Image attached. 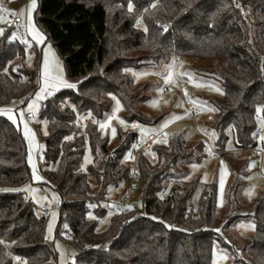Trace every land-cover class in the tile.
<instances>
[{"label": "trees", "instance_id": "1", "mask_svg": "<svg viewBox=\"0 0 264 264\" xmlns=\"http://www.w3.org/2000/svg\"><path fill=\"white\" fill-rule=\"evenodd\" d=\"M35 21L77 84L46 98L40 113L47 121L40 170L61 199L57 236L76 250L69 264H217V186L190 176L188 166L202 160L204 145L189 146L181 132L142 150L136 190L141 201L125 213L116 211L99 230L106 210L95 207L98 217L89 218L90 204L104 199L111 185L125 182L128 189L132 170L123 160L138 140L136 132L121 135L110 149L99 123L111 109L109 94L119 97L125 119L137 126L157 123L160 118L136 107L129 69L171 55L204 58L218 70L225 62L217 144L225 145L224 130L231 126L239 148H254L258 106L264 119V0H38ZM14 28L11 23L0 38V264H57V250L46 240L47 214L24 188L32 179L26 139L4 113L27 103L41 82L40 52L36 47V65L27 68V44L9 38ZM88 149L92 162L84 166ZM90 176L100 186L96 194ZM235 195L231 202L238 201ZM252 216L251 259L228 264H264V194Z\"/></svg>", "mask_w": 264, "mask_h": 264}, {"label": "rangeland", "instance_id": "2", "mask_svg": "<svg viewBox=\"0 0 264 264\" xmlns=\"http://www.w3.org/2000/svg\"><path fill=\"white\" fill-rule=\"evenodd\" d=\"M38 6V0H36ZM31 0H0V38L5 33V28L9 27L15 16L23 20V27L11 30L9 38L19 39L27 44L24 63L27 68L33 69L36 65V50L40 52V61L38 68L41 66L46 69L51 61L47 56L42 55L43 33L38 28L33 9L32 19L33 27L42 36L41 42L37 43L32 39L27 27V14ZM141 28H145L143 22H139ZM36 44V45H35ZM56 63V71L69 83H75L67 78L64 61L55 54L51 47ZM174 64V74L170 83L165 84V77L169 71V65ZM53 65V64H52ZM224 65H219L218 70L209 59L181 57L179 62L176 56L171 55L166 60L152 66L141 68H131V74L134 84L130 88V94L136 97L135 105L140 113L153 119L160 120L155 124H138L133 127L134 123L125 119V108L119 97L115 94L107 95V100L112 103L111 109L104 115L99 123L102 135L109 140L110 149L116 148L121 142V135L132 132L138 134V140H147L151 133H164L170 137L176 133H184L187 144L196 146L204 145V156L200 162L192 163L188 166L191 177H200L202 185H216L219 215L215 224L218 235L222 237L214 244L213 262L217 264L232 263L237 259L249 261L251 259L250 244L255 238V222L253 220V211L255 203L259 196L264 194V161L261 165L255 163L254 148H239L235 142V130L228 127L224 130L227 137L224 146H219L217 140L221 135V130L217 128L218 111L217 103L224 100L221 71H224ZM216 70V72H215ZM185 73L186 75H179ZM41 73H39L40 75ZM44 77L41 78L38 89L44 85ZM76 84V83H75ZM63 88L52 91L51 95L42 94V99L36 101L35 93L29 97L25 104H16L9 108L11 113L17 119L23 135L27 142L28 156L27 161L31 169L32 179L24 188L28 192L33 203L38 208L46 207L47 227L46 240L52 244L58 253L57 264H69L75 261L76 250L65 238L57 236V228L60 220V210L58 204L61 203L58 192L46 183L40 170V162L43 158L44 143L41 139L47 131V121L41 118V106L46 98L55 95ZM219 90V91H218ZM222 93V94H221ZM35 101L36 107L32 113L35 118L28 123L26 120L21 122L19 114L24 113V118L28 112V104ZM119 102V109H117ZM196 109L195 116L190 108ZM260 107V106H258ZM261 108V107H260ZM262 109V108H261ZM120 120L124 123L121 124ZM257 126L262 129L264 136V119L261 113H257ZM105 123L106 127L101 128L100 124ZM27 125L30 135L24 134V126ZM264 143V140H263ZM216 152L220 156H216ZM92 162V154L88 149L84 158V166ZM124 163L132 165L126 153ZM39 177L37 180L35 177ZM223 179V184H221ZM89 183L93 194L98 193L100 186L94 176L89 177ZM234 183H236L234 185ZM236 192V195L234 194ZM198 194V193H197ZM130 196L129 206L132 208L136 202L141 201L140 193L137 191L130 192L127 184L121 182L118 185H111L107 189L104 199L98 203L90 204L89 218H97L94 212L95 207H101L106 210L104 216L99 218L98 228L104 230L108 227L111 216L116 212V205L124 196ZM233 195L236 196L237 202H231ZM235 218V219H234ZM231 219V220H230ZM230 221V225L228 222ZM51 225V231H49ZM64 229H66L64 227ZM221 240L227 243L221 244Z\"/></svg>", "mask_w": 264, "mask_h": 264}, {"label": "snow or ice", "instance_id": "3", "mask_svg": "<svg viewBox=\"0 0 264 264\" xmlns=\"http://www.w3.org/2000/svg\"><path fill=\"white\" fill-rule=\"evenodd\" d=\"M36 7H37L36 0H31V4L29 5L28 14H27V21H28L27 27H28V32L31 35L32 39L35 40L37 43H39L43 39V36L37 30H35V28L32 26L33 25L32 13H33V9H35ZM129 10H131V5H129ZM0 11H3V9H0ZM0 34H2V31H0ZM45 63L47 65L45 77H44L45 82H44V85L40 88V90L35 93L36 101L42 99V94L51 95L52 91L56 90L58 88H68V89H76L77 88V84L69 83L61 75H59L57 73L56 69L58 66L48 65L47 60L45 61ZM174 67H175L174 64L169 65V71H168L167 76L165 77V84H168L171 82L173 74H174ZM13 71H15V69H13ZM179 75L183 76L186 74L185 73H179ZM116 106H117V109H119V107H120L119 102H117ZM35 107H36L35 101H33L32 103H29L27 106L28 112L32 113L34 111ZM261 111H262V109L260 107H257L256 112L261 113ZM4 113L7 116V119L9 121H11L13 124L17 123L16 117H14L12 114H10L11 113L10 109L4 110ZM19 120L21 122H23V120H24L23 111H21L19 114ZM120 123L123 124L124 121L120 120ZM100 127L101 128L106 127L105 123H101ZM133 127H137V125L134 124ZM24 134L26 137H28L30 135L26 124L24 126ZM260 139L264 140V136H262ZM163 142L167 143L166 140H164ZM35 179L39 180L40 178L37 176V177H35ZM221 184H223V179H221ZM129 210H130V206H129ZM168 227H170V226H168ZM49 231H51V225H49ZM217 231H219V230L217 229ZM0 243H4V242L0 241Z\"/></svg>", "mask_w": 264, "mask_h": 264}, {"label": "built area", "instance_id": "4", "mask_svg": "<svg viewBox=\"0 0 264 264\" xmlns=\"http://www.w3.org/2000/svg\"><path fill=\"white\" fill-rule=\"evenodd\" d=\"M12 25L16 28L22 29L23 27V21L22 18L19 16H15L12 20ZM180 57L176 56V61L178 62ZM37 81L40 82V75L37 76ZM191 112L193 113V116H195L196 109L194 107L190 108ZM34 113H26V118L31 119L34 118ZM256 139H257V145L254 147V153H255V163L257 165H261L264 161V143L263 140L260 138L262 135V129H259L256 132ZM166 139V136L164 133H151L147 140H137L135 141L130 149L128 150V159L131 161V175L128 178V190L130 192L136 191L139 184V172H138V159L140 157V154L142 150L149 149L154 143L162 141ZM216 156H220L219 152H216ZM129 203H130V196H124L121 201H119L116 205V211L119 213H125L129 210ZM58 207H60V204H58ZM40 210L47 214L48 209L46 207L40 208Z\"/></svg>", "mask_w": 264, "mask_h": 264}, {"label": "crops", "instance_id": "5", "mask_svg": "<svg viewBox=\"0 0 264 264\" xmlns=\"http://www.w3.org/2000/svg\"><path fill=\"white\" fill-rule=\"evenodd\" d=\"M23 21V20H22ZM44 39H45V37H44ZM36 45V44H35ZM41 47H42V55H46L47 56V58L51 61V63L54 65L55 63H56V59H55V56H54V53H53V51H52V49H51V46H50V44L49 43H46L45 42V40H43V42H42V45H41ZM51 64V65H52ZM45 72H46V69H44L42 66L39 68V73H41L40 74V79L41 78H43V75H45ZM9 109V108H8ZM35 118V117H34ZM34 118H31V119H27L26 118V115H25V118H24V120H26L28 123H30V122H32L33 120H34ZM136 125V124H135Z\"/></svg>", "mask_w": 264, "mask_h": 264}, {"label": "water", "instance_id": "6", "mask_svg": "<svg viewBox=\"0 0 264 264\" xmlns=\"http://www.w3.org/2000/svg\"><path fill=\"white\" fill-rule=\"evenodd\" d=\"M140 216H141V214H137V215H136V218H137V217H140Z\"/></svg>", "mask_w": 264, "mask_h": 264}]
</instances>
